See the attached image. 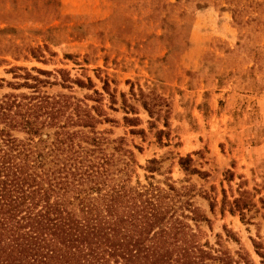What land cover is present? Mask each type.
I'll use <instances>...</instances> for the list:
<instances>
[{
  "label": "rangeland",
  "instance_id": "rangeland-1",
  "mask_svg": "<svg viewBox=\"0 0 264 264\" xmlns=\"http://www.w3.org/2000/svg\"><path fill=\"white\" fill-rule=\"evenodd\" d=\"M0 29L8 30L0 32V78L21 82L7 70L40 68L58 81L43 90L82 98L92 90L75 83L63 88L56 71L90 77L116 120L98 128L123 136L135 152L133 181L151 174L144 169L148 159L161 160L163 174L152 173L155 180L169 175L177 186H194L193 201L210 219V226L202 224L210 244L219 234L230 251L241 246L261 264L254 245L264 253V0H0ZM25 47L43 56L34 58ZM7 91L4 83L0 93ZM157 96L165 103L149 115L140 100L158 104ZM124 116L141 123L127 126ZM158 129L165 132L160 142ZM186 155L203 176L183 171L178 156ZM242 190L254 204L244 221L221 211L223 195L232 199Z\"/></svg>",
  "mask_w": 264,
  "mask_h": 264
},
{
  "label": "trees",
  "instance_id": "trees-1",
  "mask_svg": "<svg viewBox=\"0 0 264 264\" xmlns=\"http://www.w3.org/2000/svg\"><path fill=\"white\" fill-rule=\"evenodd\" d=\"M24 51L43 56L33 47ZM7 71L23 81L0 78V89L4 83L12 89L0 93V264H254L241 246L232 252L222 245L219 234L216 245L210 244L202 229L210 219L193 201L194 186H177L169 175L155 180L152 173L160 171L161 160L148 159L144 169L151 174L145 182L133 181L139 166L135 152L123 136L98 128L116 120L90 77L71 79L56 71L63 88L75 83L92 90L93 96L79 98L43 90L58 83L48 79L51 71L24 66ZM103 90L110 94L106 80ZM153 99L158 104L140 100L149 115L165 103L163 97ZM123 120L127 126L141 123L137 116ZM163 133L156 131L157 141ZM191 161L189 155L178 156L183 171L203 176ZM253 205L246 190L221 199L222 213H238L243 221ZM209 206L213 210L214 201ZM254 247L264 264V253Z\"/></svg>",
  "mask_w": 264,
  "mask_h": 264
}]
</instances>
